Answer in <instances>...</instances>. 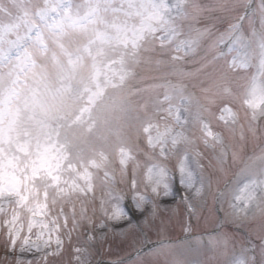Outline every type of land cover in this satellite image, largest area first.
Masks as SVG:
<instances>
[{
    "label": "snow or ice",
    "instance_id": "6c2138e0",
    "mask_svg": "<svg viewBox=\"0 0 264 264\" xmlns=\"http://www.w3.org/2000/svg\"><path fill=\"white\" fill-rule=\"evenodd\" d=\"M252 3L39 0L22 33L0 35V233L15 264H91L110 235L134 252L108 264H189L193 246L203 264H264ZM179 205L183 239L164 235ZM209 206L216 229L193 235Z\"/></svg>",
    "mask_w": 264,
    "mask_h": 264
},
{
    "label": "rangeland",
    "instance_id": "374dc122",
    "mask_svg": "<svg viewBox=\"0 0 264 264\" xmlns=\"http://www.w3.org/2000/svg\"><path fill=\"white\" fill-rule=\"evenodd\" d=\"M39 3V0H0V35H2L5 40L15 39L16 34L22 33L24 31V20L25 12L31 10ZM253 9V8H252ZM254 10V9H253ZM177 187L178 195L176 196V202L178 203L180 197L183 195V191L180 189L179 185ZM127 203V201L125 202ZM166 203L175 208L177 203H174L171 198H169ZM181 215L180 216H172L171 212H163L162 216L171 217L172 222L169 226V229L165 236H173V237H183V233L181 231L182 224L186 221V217L183 215L184 206L179 205ZM133 222L140 219L139 213L133 210ZM194 232H209L214 231L217 227V221L215 217V212L212 210L211 206L207 207L204 210L202 218L197 223L195 220L193 221ZM234 231H241L243 229H230ZM235 233V232H234ZM243 231L241 232V234ZM153 239L157 238L155 232L149 233ZM243 235V234H242ZM245 237V235H244ZM246 238V237H245ZM244 238L236 235V244L237 251H239L240 245L244 242ZM4 236L0 233V264H15V256L17 253H13L11 255L6 254L4 247ZM109 244H111V250H109ZM190 249V250H188ZM185 252V257L189 261V264H203L205 262L204 251L206 249H197L194 246L188 248ZM190 251L188 254L187 252ZM134 249L129 244H121L120 238L109 236L108 243H105L103 246L97 245L95 250L91 256V264H108L109 260L113 262L117 257H129L133 254ZM257 261L259 262L260 255L259 249L256 251ZM32 257H26V259H31ZM157 264H163V260L157 262Z\"/></svg>",
    "mask_w": 264,
    "mask_h": 264
}]
</instances>
